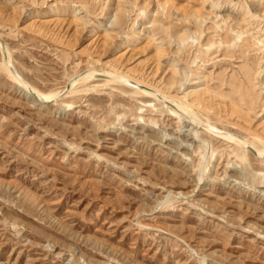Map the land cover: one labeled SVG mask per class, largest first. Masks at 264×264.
I'll return each instance as SVG.
<instances>
[{"label": "rangeland", "instance_id": "1", "mask_svg": "<svg viewBox=\"0 0 264 264\" xmlns=\"http://www.w3.org/2000/svg\"><path fill=\"white\" fill-rule=\"evenodd\" d=\"M220 133L264 152V0H0V264H264Z\"/></svg>", "mask_w": 264, "mask_h": 264}, {"label": "bare ground", "instance_id": "2", "mask_svg": "<svg viewBox=\"0 0 264 264\" xmlns=\"http://www.w3.org/2000/svg\"><path fill=\"white\" fill-rule=\"evenodd\" d=\"M95 74H98L97 72H94V73H90V74H86V77H93ZM98 75H106V76H110V77H113L115 78L116 80L118 81H123V82H128V83H132V84H136V85H139V89L141 90V92L146 96V97H150L152 99H160L162 98L164 101H166L168 98L164 95V94H160L159 91L153 89L152 87H148L146 84H143V83H137L133 80H131L130 78L126 77V76H123L121 74H114V73H109V72H105L103 74H98ZM15 80L16 82L18 83L19 86H22L24 87L27 91H30L31 89L25 85L20 79L16 78L15 77ZM62 91L60 92H55V93H51V94H40V93H36L34 92V94L31 96V99L33 102L35 103H39V105H43L44 103L46 102H49L51 101L53 98H56L57 96H60L62 93ZM170 101V100H169ZM172 103H175L177 104V102L175 100H173ZM179 104V103H178ZM188 106V105H187ZM186 105H179V109L183 110V112H189V115L191 114V110L187 107ZM188 115V114H187ZM188 115V116H189ZM192 117V116H191ZM194 117V116H193ZM196 121V117L194 118ZM198 120V119H197ZM197 122V121H196ZM199 124V123H198ZM203 125V124H202ZM206 130L209 131V132H212V128L208 125H204ZM220 136L219 137H223V138H226V139H229V140H232L234 141L235 143H241L243 145L244 148H247V149H255L254 147H252L249 143L239 139V138H236V137H231L230 135H225L223 133H220L219 134ZM221 139V138H220ZM256 150V149H255ZM256 153L257 155L259 156H263L264 155V152H260L258 150H256Z\"/></svg>", "mask_w": 264, "mask_h": 264}]
</instances>
